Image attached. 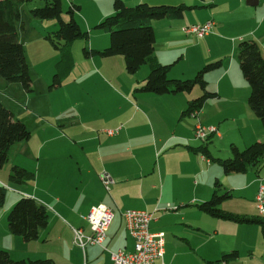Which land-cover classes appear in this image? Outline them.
<instances>
[{
	"label": "crops",
	"instance_id": "1",
	"mask_svg": "<svg viewBox=\"0 0 264 264\" xmlns=\"http://www.w3.org/2000/svg\"><path fill=\"white\" fill-rule=\"evenodd\" d=\"M124 1L129 6L147 2L191 7L182 18L150 21L156 35L155 57L172 65L169 77L173 79L193 78L205 64L221 60L222 66L207 75L208 88L217 96L206 100L197 114L183 116L188 102L201 95L200 87L190 93L146 95L137 89L143 86L150 65L131 74L122 55L86 56L85 47L101 50L110 45L109 34L95 26L114 13V0H63L65 9L71 3L80 5L75 18L88 38L73 42V63L60 69L61 55L45 38L57 29V21L32 18L29 11L39 3L20 4L17 27L32 90L0 76V102L27 125L31 135L9 149L8 160L0 168V187L5 188L0 249L14 259L113 264L108 250L88 245L83 251L74 244L73 229L89 234L85 216L93 206L105 204L114 211L105 241L109 250L134 251L135 241L123 218L124 211L133 209L152 213L151 231L164 235V255L154 264H208L233 250L239 256L223 264H264V233L259 224L214 217L197 207L212 197L218 180L220 192L231 195L221 205L225 212L264 219L256 200L264 185V161L245 173H226L197 150L205 145L212 157L228 158L232 144L241 149L264 140V126L249 106L251 87L237 58L243 39L255 40L264 56V0ZM236 10L239 15H234ZM64 18H69L68 13ZM207 21L213 25L203 37L184 31L190 24ZM57 72L61 84L52 87ZM199 123L217 127L218 132L198 140ZM15 166L33 176L12 182L9 176ZM103 173L112 179L109 188L101 180ZM22 197L35 199L49 212L47 226L32 241L8 228V214Z\"/></svg>",
	"mask_w": 264,
	"mask_h": 264
},
{
	"label": "trees",
	"instance_id": "2",
	"mask_svg": "<svg viewBox=\"0 0 264 264\" xmlns=\"http://www.w3.org/2000/svg\"><path fill=\"white\" fill-rule=\"evenodd\" d=\"M33 1H42V6L30 9V16L41 20L53 19L58 23L55 31L46 34L45 38L61 55L58 63L60 67L69 68L73 63L71 46L78 38H88V32L83 30L75 18L80 5L71 3L65 10L63 0H0V76L6 81L20 84L27 91H31L32 78L27 61L25 47L20 40L17 22L20 19L19 5ZM114 13L105 17L96 24V28L110 35V45L104 49L84 48L86 56L99 55L111 57L122 55L125 59L126 70L137 73L145 64L151 66L150 73L145 78L143 86L138 91L156 95L173 94L179 92L190 93L195 87H200V96L188 102L187 109L182 115L197 114L206 100L216 97L217 92L208 88L207 75L220 68L221 60L205 64L193 78L173 79L169 77L172 65L161 64L155 57L156 35L150 21L153 19H179L184 12L191 8L180 5H151L141 2L133 6L124 0H114ZM68 13L66 20L64 14ZM237 58L241 71L251 87L249 106L264 126V56L259 44L253 39H243L237 48ZM61 84V75L55 73L51 86ZM31 133L27 125L16 118L11 109L0 102V168L8 160L9 149L16 143L29 139ZM206 156L218 162L226 173H245L252 168H260L264 161V140L256 141L240 149L231 145L232 156L228 158H214L208 148L202 145L197 148ZM33 175L27 169L15 166L9 176L14 183H21ZM221 183L215 182L212 197L197 207L214 217H220L236 222L257 223L264 233V219L251 218L225 212L221 205L231 195L229 192H220ZM5 201V188L0 187V204ZM49 212L47 208L37 203L31 197L20 198L8 214L9 231L21 235L25 240L32 241L38 238L39 230L47 226ZM238 252L233 250L225 253L220 259L208 261V264H223L235 260ZM0 264H56L52 258L14 259L10 252L0 249Z\"/></svg>",
	"mask_w": 264,
	"mask_h": 264
},
{
	"label": "built area",
	"instance_id": "3",
	"mask_svg": "<svg viewBox=\"0 0 264 264\" xmlns=\"http://www.w3.org/2000/svg\"><path fill=\"white\" fill-rule=\"evenodd\" d=\"M213 25V21L204 24H194L184 27L187 33H194L198 37L208 34ZM114 133L116 131H109ZM217 127L204 126L199 123L195 128V137L205 141L210 135L217 133ZM101 180L109 188L112 183L111 177L103 173ZM258 209L260 213L264 210V185H261L256 195ZM113 209L105 204L93 206L85 216L91 232L85 233L81 228H74V244L85 251L88 245H98L104 250H108L113 264H154L162 258L165 252V239L161 232H152L150 228L153 214L143 210L129 209L124 211L123 218L129 234L135 241L134 251L128 252L122 248L109 250L106 246L107 230L113 220Z\"/></svg>",
	"mask_w": 264,
	"mask_h": 264
},
{
	"label": "rangeland",
	"instance_id": "4",
	"mask_svg": "<svg viewBox=\"0 0 264 264\" xmlns=\"http://www.w3.org/2000/svg\"><path fill=\"white\" fill-rule=\"evenodd\" d=\"M29 3H33V4H38L39 3V5L38 6H42L43 5V3H42V1H33V2H29ZM147 3V2H146ZM161 4H165V5H173V4H169V3H158V4H152V5H161ZM180 3H178V5H179ZM66 10V9H65ZM198 11L197 10H194V11H192V13H197ZM239 13H240V11H238V10H236L235 11V14L234 15H239ZM202 15V14H201ZM200 18V16H197V19H199ZM190 25H192V24H190ZM110 36V35H109ZM210 63V62H209ZM149 69V64H146V65H144L143 67H142V70H140V71H143V69ZM210 85V84H209ZM146 95H149V93H146ZM140 110H141V112L143 113V114H145L146 116H148V111H146L145 109H144V107H140ZM140 116H138V118H139ZM168 117H171V115H168ZM245 147H243V148H241V149H244Z\"/></svg>",
	"mask_w": 264,
	"mask_h": 264
},
{
	"label": "water",
	"instance_id": "5",
	"mask_svg": "<svg viewBox=\"0 0 264 264\" xmlns=\"http://www.w3.org/2000/svg\"><path fill=\"white\" fill-rule=\"evenodd\" d=\"M250 3V2H249ZM251 4V3H250Z\"/></svg>",
	"mask_w": 264,
	"mask_h": 264
}]
</instances>
